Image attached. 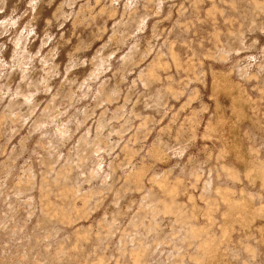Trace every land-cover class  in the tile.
Masks as SVG:
<instances>
[{
  "label": "rangeland",
  "instance_id": "rangeland-1",
  "mask_svg": "<svg viewBox=\"0 0 264 264\" xmlns=\"http://www.w3.org/2000/svg\"><path fill=\"white\" fill-rule=\"evenodd\" d=\"M0 264H264V0H0Z\"/></svg>",
  "mask_w": 264,
  "mask_h": 264
}]
</instances>
